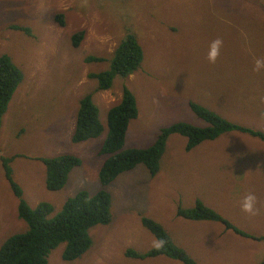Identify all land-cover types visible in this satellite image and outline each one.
I'll use <instances>...</instances> for the list:
<instances>
[{
    "label": "rangeland",
    "instance_id": "374dc122",
    "mask_svg": "<svg viewBox=\"0 0 264 264\" xmlns=\"http://www.w3.org/2000/svg\"><path fill=\"white\" fill-rule=\"evenodd\" d=\"M57 15L62 26L54 20ZM11 26L27 28L29 35ZM77 31L84 36L73 49L69 38ZM125 35L133 36L142 50L139 68L124 80L114 77L108 90L96 91L86 74L105 70L106 63L85 64L84 58L109 59ZM216 38L224 44L217 62L210 64L208 46ZM0 54H7L22 74L0 120V157L21 156L9 167L28 207L46 202L56 212L81 190L91 195L104 189L110 197V221L89 230L90 248L66 262L58 246L48 253L46 264H176L164 256L134 260L124 251L152 247L154 237L141 226L140 217L158 223L166 233L181 231L188 243L199 239L211 246L219 224H212V231L175 224L182 219L176 209L192 207L196 198L210 209L214 201L228 220H240L234 226L242 232L262 236L250 253L254 264H264V178L248 177L241 183L233 176L243 174L250 162L264 161V144L256 138L228 132L209 151L210 144L184 152V140L173 134L154 176L136 166L105 187L96 179L105 112L118 102L123 84L137 109L127 126L125 148L147 147L160 128L190 117L186 100L205 109L216 103L227 111V121L264 135V87L259 88L264 78L260 81L263 73L253 71L255 59L264 57V0H0ZM85 94L97 108L102 132L94 140L72 144L77 102ZM202 151L213 161L203 172L208 160L195 164L192 158ZM60 154L74 155L80 164L60 190L47 191L43 165L34 158ZM248 193L257 197L256 217L240 210ZM15 201L0 167V244L26 230L16 217ZM203 252L209 257L199 264H224L242 253L229 234L216 251Z\"/></svg>",
    "mask_w": 264,
    "mask_h": 264
},
{
    "label": "trees",
    "instance_id": "16d2710c",
    "mask_svg": "<svg viewBox=\"0 0 264 264\" xmlns=\"http://www.w3.org/2000/svg\"><path fill=\"white\" fill-rule=\"evenodd\" d=\"M58 26H62L61 16L54 18ZM29 35L27 28L11 26ZM84 36L83 31H77L70 36L71 48H76ZM142 50L131 35H125L113 48L109 59L99 56H87L85 64L105 62L106 68L101 72L87 73L86 77L95 81L96 91L108 90L114 77L126 79L135 72L141 63ZM22 79L20 70L12 63L7 54H0V120L5 113L7 103ZM186 100L188 113L202 122V126L190 125L184 121L164 126L158 130L152 142L147 147L125 148L124 141L127 126L137 116L134 97L123 84L120 88L118 102L105 112L104 136L98 147V154L102 161L96 170V179L101 186L111 183L118 175L142 166L150 177L157 173L159 161L164 153L165 144L170 135L176 134L184 140V152L192 150L204 141H213L220 135L235 132L241 135L256 138L264 143V135L260 131L227 121L193 102ZM97 108L91 102L90 94H85L78 100L73 128L69 141L72 144L94 140L102 132L97 118ZM18 154L9 157H0V167L3 178L7 183L12 196L15 198L16 217L23 221L26 230L8 236L0 244V264H46L48 253L60 246V258L70 262L81 257L91 246L88 232L97 225H106L110 221L109 193L98 190L94 194L78 191L67 198L58 211H53L50 204L39 202L33 208L28 207L22 198L21 190L11 178L9 163ZM43 165V185L47 191L60 190L69 175V172L79 166L80 159L71 154H60L54 157H35ZM175 215L184 220L209 221L221 224L242 238L259 241L263 237L248 235L234 225L228 223L216 212L206 207L200 200L194 199L190 208L178 207ZM141 226L155 239L166 241L160 251L153 247L136 252L126 249L124 255L134 260H143L164 256L180 264H195L186 253L175 246L163 227L151 219L140 217Z\"/></svg>",
    "mask_w": 264,
    "mask_h": 264
},
{
    "label": "crops",
    "instance_id": "0c3cea01",
    "mask_svg": "<svg viewBox=\"0 0 264 264\" xmlns=\"http://www.w3.org/2000/svg\"><path fill=\"white\" fill-rule=\"evenodd\" d=\"M262 73H261L262 75L260 76V81H262L261 78H264V71H262ZM260 87H264V84H260L259 85V88ZM206 106L207 107H210L212 110L211 109H208V110L211 111V112H214L216 115H219L220 117H223V118L224 117H227L226 116L227 111L225 109H219L217 107L218 104L211 103V105H209L207 103ZM186 118L187 119H184L182 121L187 122V123H191L190 120L192 119V122H194L193 125L202 126V122L199 119H197L196 117H194L193 115H190V117L186 116ZM176 121H180V119L179 120H175V122ZM213 141H204V142H201L199 145H197L193 149L199 148V150H200V149L206 147V145L210 144V145H208V150H206V151H209V150L213 149V147L211 146V143ZM224 142H225V140H224ZM261 144H264V143H261ZM206 151H202L197 156H195V152L192 154L193 155L192 158L194 159L193 162L195 164L196 163L203 162L204 160H208V164L200 169V170H202V172L204 170L208 169L211 166V163L213 162L212 159L210 158L211 156H209L206 153ZM262 169L264 170V161H259L257 163H251L250 162L248 164V167L244 170L243 174L240 172V173H235L233 176H236L240 180L241 183H243V180H245L248 177H252V178H254V177L260 178L261 177V178H264L263 177L264 171H262ZM211 203L209 204V205H212V209L211 210H213L214 212L216 211L219 214H221V216H220L217 213L220 217H222L223 219H225L228 223H230L231 225H235V223L242 224V222L240 220H236V221L235 220H231V219L228 220L214 206L215 205L214 204V201H212ZM206 205L207 204H205V206ZM175 218H176L175 221H177L178 218L177 217H175ZM214 223H217V222L191 221V220H184V219H180L177 222H175V224H177L178 226H180L182 228H187L188 230H192V229H205V231H207V230L212 231L211 229H214L215 228L212 225ZM217 224H219V223H217ZM205 233L207 234L208 232H205ZM167 234H168L169 238L171 239L172 243L175 246L181 248L186 253V255L195 262V264H199L197 261H204L203 258L209 257L206 254H204L203 251H211V250H215L216 251L217 248L219 247V245L221 244V242L227 238V234H229L232 237L233 244L236 245L238 248H240V251H242V253L240 255L236 256L232 261H229V262L224 263V264H246V263L247 264L248 263L249 264H254L255 263V262H253L251 260L252 255L250 253V250H251V246L253 244H255L256 242H258V241H250V239H248V238H242L240 236H237L234 233H232L230 230H226L220 224H219V227H218V231L216 233H214V234H211V237H210L211 246H207L206 245V241L202 242L199 239H197V241L195 240L192 243H188L186 240H183L181 238L182 232L179 231V230H173L172 233H167ZM212 241L214 242L215 247L212 244ZM192 255H194V257H196L197 260ZM213 261H214V259L211 258V262L212 263H214ZM173 262L176 263V264H180L177 261H173Z\"/></svg>",
    "mask_w": 264,
    "mask_h": 264
},
{
    "label": "clouds",
    "instance_id": "9594fccd",
    "mask_svg": "<svg viewBox=\"0 0 264 264\" xmlns=\"http://www.w3.org/2000/svg\"><path fill=\"white\" fill-rule=\"evenodd\" d=\"M223 40L216 38L209 43L206 59L210 64H215L221 55V49L223 48ZM253 71L256 73L264 71V57H258L254 61ZM214 113V112H213ZM257 197L253 193L245 195L240 202V210L248 217H256L260 215V209L257 207ZM166 241L163 239H153L152 247L160 251L164 248Z\"/></svg>",
    "mask_w": 264,
    "mask_h": 264
}]
</instances>
